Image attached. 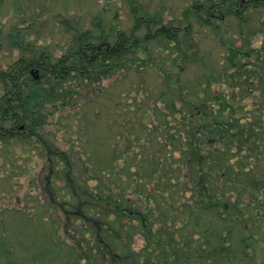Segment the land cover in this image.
Masks as SVG:
<instances>
[{
    "label": "trees",
    "instance_id": "trees-1",
    "mask_svg": "<svg viewBox=\"0 0 264 264\" xmlns=\"http://www.w3.org/2000/svg\"><path fill=\"white\" fill-rule=\"evenodd\" d=\"M129 4L61 53L10 26L0 264H264V0Z\"/></svg>",
    "mask_w": 264,
    "mask_h": 264
},
{
    "label": "rangeland",
    "instance_id": "rangeland-1",
    "mask_svg": "<svg viewBox=\"0 0 264 264\" xmlns=\"http://www.w3.org/2000/svg\"><path fill=\"white\" fill-rule=\"evenodd\" d=\"M188 1L141 0L152 13L155 12L161 19L179 15L184 4ZM23 6L26 7V10ZM37 14L40 15L37 17ZM59 14H73L76 18L75 27L88 26L94 31L97 27H115L117 21H121L119 27L123 26L126 29L133 23L129 0H0V19L6 25V29L0 31V35L3 36V42L0 44V64L6 65L21 52V49H18L19 46L16 47L17 45L9 38L11 35L10 26L15 24L25 26L20 28L23 29L21 33L15 32L14 34L12 32V35H15L14 39L19 43L24 40L26 44L30 41L38 45L42 43L49 44V46L56 45L57 53L63 52V41L68 45L69 41L68 38L66 40V37L71 39L75 33L66 29L64 25L66 22L59 20ZM25 19L27 21H24ZM30 22L33 23V26L27 28ZM25 39L27 40L25 41ZM156 79L155 75L151 77L153 82ZM135 81L133 78L128 79L127 83L126 81L120 83L119 87L123 89L125 85L132 86ZM3 184L4 182H0L1 205L6 204L5 201L8 203L14 200L13 198L6 200L2 194L6 187Z\"/></svg>",
    "mask_w": 264,
    "mask_h": 264
}]
</instances>
